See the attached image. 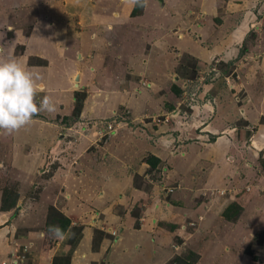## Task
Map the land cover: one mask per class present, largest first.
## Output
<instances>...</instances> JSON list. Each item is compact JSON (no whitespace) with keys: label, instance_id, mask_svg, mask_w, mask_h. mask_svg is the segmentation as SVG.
<instances>
[{"label":"rangeland","instance_id":"obj_1","mask_svg":"<svg viewBox=\"0 0 264 264\" xmlns=\"http://www.w3.org/2000/svg\"><path fill=\"white\" fill-rule=\"evenodd\" d=\"M125 1L0 0V48L4 49L5 58L16 59L40 77L37 82L42 84L43 88L36 97L38 104L46 95L51 97L53 103L60 102L54 104V111L41 112L38 116L48 114L51 120L58 123L62 131L64 130L62 133L69 132L67 135L69 138L73 137V131L70 128L66 130L64 127L72 124L67 123L71 118H75L72 115L77 92L85 94L84 102L88 99V104L94 105L96 103L94 101H98V110L101 109L100 100L104 101V90L100 89L105 87L95 88V84L99 82L97 75L96 73L93 75L92 72L88 73L95 69L93 65L91 66V57L94 56L92 61L98 64L95 53H103L107 57V60H104L107 66L100 68L99 78L105 77L115 82L124 79L128 82H126L127 87L121 88L118 84L121 91L126 93L123 97L126 102L112 94L116 98L109 97V101H104L103 110L97 114V116L104 115L105 117L112 115L109 117L112 120H117L121 116L125 118L124 123L127 121L128 124L125 126L119 124L117 128L115 124H111L114 130L108 143L105 142L104 145L98 143L101 138L99 131L102 129L94 130L93 146L97 148L92 158L102 159L103 169L98 170L94 168L95 166L86 169L88 172L86 175L100 179L96 180V182L100 181L99 185H94L88 198L93 206H89L88 203L86 205L88 207L106 205L108 199L123 198L121 187L115 188L112 181L118 178L116 180H122L123 184L128 182L125 181L128 178L131 180L128 184L134 187L137 184L143 189L141 191V199L144 200H141L142 207L137 202L130 203L128 209L126 208L134 215L136 225H138L139 215L145 213V218H148L147 208L149 205L157 204L158 196L162 191L167 194L166 201L169 202L167 207L172 206L173 211L166 208L168 212H163L167 214L162 215V218L169 217V219L161 221V218L157 217L159 228L156 235L160 234L159 231L166 233L169 229L168 236L163 240L155 241L154 233L145 232L146 235L148 234L147 243L142 246L128 243L126 246L128 259L123 262L134 261L140 257L139 260L144 264H160L159 260L163 261L161 264H169L178 254L183 255L188 252L189 248H192L200 253L196 264H264V214L262 213L264 212V199H258L257 203L254 196L255 194L260 198L264 197V186L261 188L258 186L263 179L264 159L256 155L255 157L254 152L251 153L253 149L251 141L245 140L243 133L238 135L237 132V127H242L256 118L257 112L253 106L259 105L260 101L258 96L254 98L256 102L251 101L250 97L264 89V0L254 1L256 7L260 5L262 15L256 23L252 24L255 27L248 33L240 48L241 52L245 48L246 53L242 52L234 61L226 62L222 70H219V74L218 71H213L216 65L215 58L212 63H200L196 57L177 48L174 36L177 41L180 38L174 34L173 30L167 29L166 37L163 40L159 38V43L142 37L144 33L141 30L135 34V30L139 27L136 25L137 21L131 20L130 16H136L132 12L138 0H131L133 4L128 12L122 3ZM142 1L145 5L147 0ZM164 1L155 0V3L159 7ZM165 2L171 7L170 5L173 6L177 0H171V2L166 0ZM150 4L153 8H158ZM144 5L141 14L144 11ZM154 10L156 16L149 14L147 19L152 20L153 16L158 18L162 13V7ZM197 15V20L202 18L200 12ZM77 21H81L80 24ZM166 22L169 23V20ZM80 30L82 33H79ZM162 32L165 31L158 28L156 35L160 37ZM216 33L219 37L222 35L221 30ZM196 37L201 39L199 34ZM204 41L208 42V39L205 38ZM168 43L174 45L173 57L178 58L180 62L177 68H173L170 61L166 63L168 68H166L165 81L169 85L163 84L164 69L161 64L158 68L160 76L159 78L152 77L153 84L149 81L143 83V80H138L144 67L139 70L128 68L136 63V56L133 54L140 53V51L145 52L148 48L155 50L152 51L155 54L161 51L156 50L157 48ZM109 47L111 50L107 52ZM119 53L122 54V58L118 59ZM143 55L145 53L142 54L144 59ZM48 61L53 62L50 68L41 64H39L41 67L29 65ZM80 65L84 68L88 67L89 76L87 78L89 79L84 80L83 83L79 78L77 82L73 78ZM222 73L227 75L226 79L220 76ZM186 74H192L190 81H185ZM129 81L131 85L133 83L135 85L131 87ZM175 85L180 86L183 91L179 97L174 94L178 102L182 103V106L179 105L180 108H178L181 111V118H172L171 114L175 113L173 110L169 119L163 120L162 117H166L164 112L168 109V104L177 107L178 102L173 99V91H170ZM107 94L109 95L108 92ZM246 95L249 97L246 98ZM210 105V111L213 110L212 106L220 110V117L211 118L209 116L207 109ZM88 109L87 107L86 111ZM114 109L118 113L115 110L116 113L113 114ZM66 114L68 116L64 117ZM262 115H264V109H262ZM32 122L13 134H6L0 130V206L4 190L16 189L24 205L28 206L29 203H33L36 206L34 210H29L28 207L23 215L19 209L12 217L14 210L19 206L17 202L14 210L11 209L12 213L10 212L6 217L8 225L22 226L32 223L36 218L40 222L44 219L42 213L38 214L43 211L41 206L43 204L46 208L48 207L45 225L43 221L41 223L45 230L49 208L54 206L60 210V207L53 203L50 204L54 200L49 196L56 187L55 183L49 182L55 177L57 171L54 166L55 162L52 161L60 153L56 155L55 148L49 145L50 128L46 125L38 127ZM96 122L98 125L101 123ZM160 122L173 124V128L169 127L167 132L177 131L176 134L180 138L178 141L185 140L183 148L176 152L175 150L168 151L155 169L150 167L148 161L145 160L146 157L143 156V163L135 162L130 165L137 167L138 173H135L126 164L130 163L129 159H135L144 153L148 145L156 144L155 138L152 137L153 134L162 130L166 131V126L160 127ZM212 122L217 124L218 129L212 127ZM57 129L59 130L58 127ZM207 129L212 130V133L204 132ZM213 129L218 131H213ZM221 132L224 134L223 137H221ZM238 136H241L240 142L237 141L239 145L234 142ZM112 138L115 139V143L110 146L109 142ZM124 140L126 142H123ZM131 140L132 144H128ZM68 142L69 140L66 139V143ZM66 143L63 144L62 153L69 158L72 157L71 146ZM112 149L116 152L120 151L117 157L121 162L113 158L116 153ZM107 150H112L110 160L105 158L108 155ZM92 163L98 166L100 161ZM97 172L103 177L112 178L110 179L112 184L110 193L115 195V198L110 197L106 192L107 183L105 182L109 180L102 181L101 176H95ZM60 179L59 177L55 181ZM102 191H104V197L100 199L98 197ZM144 193L147 195V200L144 199ZM178 193L184 197L181 198ZM87 197V195L82 196L84 200ZM55 201L59 205L63 204L59 199ZM166 201L164 204L167 205ZM233 201L243 206L240 221L235 223L228 221L222 215L226 205ZM256 208H259L260 214L258 215L254 213L257 211ZM122 210H124L123 206ZM2 211L0 207V215L3 214ZM130 223H132L131 218H127L126 224L123 225V234L131 232ZM43 232L50 237L49 231ZM115 232L112 231L113 234ZM131 234L140 237L138 231H133ZM114 236L111 238H115ZM12 245L14 248L1 258V264H13L19 258L26 259L32 246L21 245L20 242L14 240ZM12 245L9 244V248ZM112 264L121 263L114 261Z\"/></svg>","mask_w":264,"mask_h":264},{"label":"crops","instance_id":"obj_2","mask_svg":"<svg viewBox=\"0 0 264 264\" xmlns=\"http://www.w3.org/2000/svg\"><path fill=\"white\" fill-rule=\"evenodd\" d=\"M165 1L163 2V5L158 7V5L155 3V0H147L146 4L144 5V11L142 14L140 13L136 16H130L131 20L137 21L136 25L139 27L137 30H135V34H137L141 30L144 33L142 37L150 38L152 39V41L158 42L159 38L163 40L166 37L165 35L167 34V29H170V31L173 30L174 34H177L180 38V40L177 41L176 37L174 36L175 43L178 46L177 48L183 50L189 55L196 57V59H198L200 63H212L214 62L213 59L215 58V63H217V65L219 64L218 74L220 73L219 70H222V66L226 62L234 61V59L238 57L237 55H240L242 53L240 51V48L243 46L248 33L255 27H253L252 24L256 23L258 18L262 15V12L260 11V5L257 7L255 6V0H177V3L173 4V6L170 5L171 7H169V3ZM169 2H171V0H169ZM122 3H124V5L126 6L127 12L131 10L129 8L133 4L131 0H126ZM150 3H152L155 7H162V13L158 18L155 17L156 12L154 10L158 8H153ZM150 9L152 11H150ZM198 12H200V15L202 17L199 20H197ZM149 14L155 15L153 16L152 20L147 19ZM167 20H169V23L166 22ZM77 22L79 23L81 21ZM158 28H162V30L165 31L162 32V35L160 37L156 35L158 34ZM220 30L222 31V35L219 37L216 32ZM79 33H82V30H80ZM198 34L201 38L200 40L196 37ZM205 38L208 39V42L204 41ZM173 47L174 45L172 43H168L166 45H161L160 48H157L156 50L161 51H158L155 54H153L152 51L155 50H152V48H148V50L145 52L140 51V53H134L133 55L136 56V63L134 66L131 65L128 68L139 70L144 67L142 69V75L138 77V80H143V83H148L149 81L151 84V82L154 81L152 80V77L159 78L160 72L158 71V68L159 64H161L164 69V72L162 74L163 84L168 86L169 84L165 81V77H167L166 68H168L166 63L170 61V64H172L173 68H177L180 66L179 59L173 57ZM97 49L99 48L97 47ZM110 50V47L107 48V52H110ZM245 51L246 50H244L243 54L246 53ZM143 53H145V55H143L144 59L142 57ZM95 55L98 64L92 61V58L94 56L91 57V66L93 65L95 69L93 71H88V73L92 72L93 75H95V73L97 75V79L99 82L95 84V88L105 87L100 89L102 91L104 90V101H109V97L116 96L118 97V99H121V101L126 102L125 98H123L126 93H124L123 90L121 91V89L118 87V84L121 85V88L127 87V81L123 79L120 82H115L112 80H108L105 77L99 78L98 72L100 71V68H102L103 66H107V62L104 61L107 60V57L103 55V53H95ZM117 58H122V54L119 53ZM52 64V61H48L47 63L41 65L50 68ZM29 65L40 66L37 63ZM86 66H89V64H87ZM86 66L84 68L80 65V67L77 68V70H79L76 72V75L79 76V80L82 83L84 80L87 81V79H89L87 78L89 74H87L88 67L86 68ZM76 75H74L73 77L75 81ZM231 75L232 74H230V76ZM220 76L223 79H226L227 75L222 73ZM190 79L191 75L186 74L185 81H190ZM246 80L249 81L248 79ZM129 83L131 87L135 85L134 83L133 85H131V81H129ZM117 87L118 89H115ZM107 92L109 93V95L107 94ZM112 94H114V96H112ZM189 96L187 97L188 99ZM255 96H258L260 101L259 105L253 106L255 108L254 110L257 112L256 118L254 120L252 119L253 121L246 123V125L242 127H237V132L238 135L243 133L244 137L246 138L245 140L251 141V146L253 147L251 153L254 152V156L256 155L258 156V158L262 157L264 159V115H262V109H264V89L262 92H257V94H255L254 96H251V101H255ZM245 97L248 98L249 95H246ZM173 99L178 102L174 95V91ZM104 101L100 100V110H103L104 108ZM94 102H96V105L94 103V105H91L90 103L88 104V99H86L79 118H75L76 120L74 118H71V120H69L67 124H72L64 127V129L66 130H69V128L72 129V138H69V136L67 137L69 132L62 133L64 130L62 131V128L57 125L58 123L53 122L48 114H44L45 116L37 115L38 117H34L32 122L33 124L38 125V127L41 125H46L50 128L51 139L49 140V145L55 148L56 155L60 153V155L55 156L53 161L49 159L52 162H55L54 166H56L55 169L57 170L55 177H53L49 181L55 183L56 186L54 190L50 192L51 194H49V196H51L54 200V202H50V204L53 203L56 206L60 207V210L71 219L72 225L64 235H57L54 237L49 232L50 237H48L46 236L47 234L43 232L45 231L47 233V229L44 230L41 225L42 221L45 225L46 211L48 207L46 208V206H44L43 204H39L42 206L44 211L38 213H42V216L44 217V219H40V222H38L39 220H37L36 218V220L32 223L23 224L22 226H18L17 224H15L14 227L8 225V220H6L7 215H9L10 212L12 213L14 209L8 211L3 210V214L0 215V264L2 261L1 258L5 257L14 248V246L12 245L13 240L15 242H20L21 245H32L29 250V255L26 256V260H21L23 264H112V262L114 261H119L121 264H144L143 261L139 260L140 257L134 261L123 262V260L128 259V256L126 255L127 244L129 243L130 245L135 246H142V244H146L148 234L146 235L145 232H152L156 235L159 228L157 217H160L161 221H163L162 219H169V217L162 218V215L167 214V210L173 211V208L172 206H170L169 208L167 207L169 205V202L166 201L168 199L166 197L167 194L162 191L158 196L157 204L155 203V205H149V207L147 208V210L149 211L147 214L148 218H145V213L139 215V219L137 218L138 225H136L134 215H132L129 210H126V208L128 209L130 203L134 204L137 202H139V206L142 207L141 203L144 200L141 199V191L143 189L128 184L129 181L131 182V180L128 178L125 180L128 182H125L123 184L122 180L118 181L116 180L118 178H115V180L112 181L114 187H121V190L123 191L121 192L123 198H115V195H112L110 193L112 185L110 183V179L112 178L103 177L102 174H99L98 172L95 176H101V180L104 182L106 180H109L105 182L107 183V185L105 186L106 192L110 195V197H114L115 199H108L106 205L102 204L99 206L88 207V205L93 206L91 200H88V198L92 193L91 191L93 190L92 188L94 187V185H99L100 181L96 182V180L100 179H96V177L92 175H86L88 173L86 172V169L93 168L94 166V168L98 170L103 169L101 167L102 159L96 160L95 158H92L95 148H97L93 146L95 139L93 126L96 127V125H98L96 124V121H100V124H102V122H106L107 119H110L109 117L112 116H97L98 112L100 111L98 110L99 102L96 100ZM59 103V101L54 102V104ZM168 105V109H166V111L164 112V115H166V117L161 116L162 119H169V115L173 110H175V113L171 114L172 118L178 117L180 119L181 111H178V108L182 106V103L178 102L177 107H174L173 104ZM87 107L89 108L88 111H86ZM212 107L213 110L210 111L211 105L208 106L207 112L209 116H211V118H215L216 116L220 117V110L216 106ZM115 110L116 109H114L113 114L116 113L117 110ZM176 112H178L177 115ZM65 116L68 115L66 114L64 115V117ZM117 120L120 121V117L117 118ZM201 120H203V118H201ZM121 123L124 126L128 124L127 121L126 123L121 121ZM160 124V127L164 128L166 126V131L162 130L153 134L152 137L155 138L156 144L153 143L151 145H148L149 147L144 150V153H141L135 159H129L130 163L126 164L128 165V168L132 169L135 173H138L137 167H133L130 165H133V163L135 164V162L137 164H139L140 162L143 163V156L147 157L148 155L154 154L156 155V157H158L159 160L162 161L165 158L164 154L166 155L168 151L175 150L176 152V150H181V148H183L185 140L178 141L180 138L176 134L177 131L167 132L168 128L172 127L173 124L171 125L170 122H160ZM212 125V127L218 129L216 128V123L213 124L212 122ZM56 126L59 128V130ZM215 129H213V131L217 132L218 130ZM57 130L58 132H56ZM207 131H209V133H212V130L208 129L204 132ZM222 132L221 137H223L224 135ZM27 137L29 136L27 135ZM240 137L241 136H238V139L236 138V141L234 142H240ZM66 139L69 140L68 143H66ZM111 140V142H109L111 143L110 146H112V143H115L114 138H112ZM126 140H128V138H126ZM126 140H124L123 142H126ZM239 142H237L238 145L240 144ZM64 143L70 144V154L72 157L68 158L64 153H62V147ZM176 143L178 144V146H176ZM128 144H132V140ZM112 150L114 151V153H116L113 158L121 162V160L117 157L120 151L116 152L114 149ZM112 150H107L108 155L105 157L106 159L108 158L110 160ZM93 161H97L98 163L100 161V163L97 166V164L95 163L91 164V162ZM235 161H237V159ZM59 177L61 179L59 181H55L56 179H59ZM262 177V182L260 184L258 183V186H260V188L264 186V174ZM181 193H178V195L183 198L185 194L183 193L184 196H181ZM86 195L88 197L86 200H84L82 196ZM254 196L255 199H257V203L258 199H264V197L260 198V196H257L255 194ZM103 197L104 191L99 193L98 198L102 199ZM137 197H139V199H137ZM165 197L166 199H164ZM162 198L167 202V205L164 204L165 201L161 200ZM57 199L61 200V202L64 204V207L63 204H57V202L55 201ZM144 199L147 200L146 193H144ZM18 202L19 206L14 210V214L12 217L16 215V212L19 209L21 211V214L23 215L24 211H27L26 209L28 207L29 210H34L36 206L33 203H29V205L26 206L24 205V202H22V199H18ZM86 203H88V205H86ZM121 205L123 206L124 210H122ZM117 207L119 208L118 210ZM166 208L168 209L166 210ZM258 209L259 208H256L257 211L253 210L257 215L260 214L258 212ZM164 211L167 212L163 213ZM262 213L264 214V212ZM127 218H131L132 220V223H130L131 232L127 233L128 235H125L123 234L122 229H124L123 225L126 224ZM140 220L142 221L141 223ZM166 222H168V220H166ZM78 231H80V234L78 233ZM112 231H116L115 234H113ZM133 231H138L140 233V237L144 239L132 236L131 233ZM159 233V235H156V237H154L155 241L157 239L163 240L168 236L170 230L168 229L166 233L159 231ZM112 236H114L115 238L112 239ZM9 244L12 245L11 248H9ZM111 248L112 250H110ZM158 262H160L161 264L163 261L159 260Z\"/></svg>","mask_w":264,"mask_h":264},{"label":"clouds","instance_id":"obj_3","mask_svg":"<svg viewBox=\"0 0 264 264\" xmlns=\"http://www.w3.org/2000/svg\"><path fill=\"white\" fill-rule=\"evenodd\" d=\"M3 53L4 49L0 48V130L13 134L30 124L41 112L54 111L55 105L47 95L38 104L36 97L43 88V85L37 82L40 77L16 59L5 58ZM213 71H218L217 63ZM121 121L125 122V118L120 116L119 122L107 119L100 126L108 123L119 125L122 124ZM97 126L99 125H96V130ZM49 232L54 237L63 234L59 226H51Z\"/></svg>","mask_w":264,"mask_h":264},{"label":"trees","instance_id":"obj_4","mask_svg":"<svg viewBox=\"0 0 264 264\" xmlns=\"http://www.w3.org/2000/svg\"><path fill=\"white\" fill-rule=\"evenodd\" d=\"M143 5H144V2L142 0H138L136 2V6L133 9V12H132L133 15L140 14L142 11ZM244 49L245 48H243L242 52H244ZM37 64H45V63L40 62ZM172 90L174 91V94L178 97L183 92L182 88L178 85H175L174 87H172ZM172 90L170 89V91H172ZM77 93L78 94H76L77 95L76 104L74 105L75 109H74V113L72 116H74L75 118L78 119L79 115L82 111V108H83V104H84L83 102L85 99V94L84 93L80 94V92H77ZM263 120H264V118H263ZM93 127H94L93 129L96 130V127L95 126H93ZM97 127H98V129H105L106 128L104 125H102V126L99 125ZM103 139H105V138H103ZM108 141L106 143H108ZM99 143L104 145L105 141L103 140ZM146 160L148 161V163L150 164V167L152 169L157 168V166L160 163V160L154 154L148 155L146 157ZM136 187H139V185L136 184ZM18 199H19V194H18L16 189H14V188L5 189L3 192V196H2V203L0 206L1 209L4 211H8V210L13 209L17 205ZM242 212H243V206L240 203L233 201V202H230L226 205V207L222 211V215L228 221H232L235 223L239 220V217H240ZM47 219L48 220H47V225H46L45 229H47V231H49V228L51 226H59V228L63 230L62 235H64L70 229V227L72 225L71 219L68 216H66L62 211L55 208L54 206H51L49 208V213H48ZM78 233L80 234V231H78ZM199 257H200V253L198 251H196L194 249L192 250V248L191 249L189 248L188 252L184 253L183 255L178 254L174 259H172V261L169 264H196ZM21 260H26V259L19 258V261H21Z\"/></svg>","mask_w":264,"mask_h":264},{"label":"built area","instance_id":"obj_5","mask_svg":"<svg viewBox=\"0 0 264 264\" xmlns=\"http://www.w3.org/2000/svg\"><path fill=\"white\" fill-rule=\"evenodd\" d=\"M112 123H108V126H105V129H102L101 131H99L101 138L98 140V143L101 141H105L107 142L109 140V138L112 136V131L114 130L111 126ZM118 127V123L115 124V128ZM99 130V129H98ZM105 138V139H103ZM19 259L15 260L13 264H19Z\"/></svg>","mask_w":264,"mask_h":264},{"label":"water","instance_id":"obj_6","mask_svg":"<svg viewBox=\"0 0 264 264\" xmlns=\"http://www.w3.org/2000/svg\"><path fill=\"white\" fill-rule=\"evenodd\" d=\"M79 76H76V80H78Z\"/></svg>","mask_w":264,"mask_h":264}]
</instances>
